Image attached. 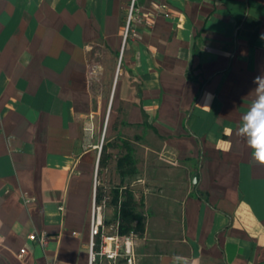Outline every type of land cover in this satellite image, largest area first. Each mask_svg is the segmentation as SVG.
Wrapping results in <instances>:
<instances>
[{
	"label": "crops",
	"instance_id": "obj_1",
	"mask_svg": "<svg viewBox=\"0 0 264 264\" xmlns=\"http://www.w3.org/2000/svg\"><path fill=\"white\" fill-rule=\"evenodd\" d=\"M128 1L0 0V264L89 263L111 112L160 146L154 186L178 211L177 237H144L138 264H264V166L238 133L264 0H136L123 40Z\"/></svg>",
	"mask_w": 264,
	"mask_h": 264
},
{
	"label": "rangeland",
	"instance_id": "obj_2",
	"mask_svg": "<svg viewBox=\"0 0 264 264\" xmlns=\"http://www.w3.org/2000/svg\"><path fill=\"white\" fill-rule=\"evenodd\" d=\"M130 6L131 0L128 1V6L126 8L123 40ZM134 8H136V1ZM132 22L133 21L129 24L126 38L128 37ZM119 126L120 119L118 117H115V120L114 118L112 119L111 112L107 127L105 125V127L103 126L100 130L98 146L99 148L104 147V154L108 157H106L107 160L102 167H99L98 161L96 162L94 196L97 191V193L102 196V199L95 205L101 208V217L104 227L103 232L106 234H112L115 232L117 226V220L114 217L116 204L112 201L114 195L117 192L118 200L121 202L124 200L126 194H132L134 200L137 202L136 212L141 214L144 223V232L142 235L137 234L138 238L136 240L138 258L139 261H141L143 260V256L141 254L142 248L140 247V242L144 237L150 239V241L151 239L154 240L155 238H160V235L169 239L177 237L180 227L174 223V219L177 217L178 211L171 208V200L168 199L167 201H164L166 195L160 193L162 188L154 186L155 184H160L156 174L160 168L164 167L163 164L157 162L155 158L156 152L160 151V146L153 138L134 141V136H141V134H143L142 130H133L130 128L122 129ZM110 138L112 139L110 143L107 144V141ZM125 154H128L131 160L123 162L118 167L117 160ZM123 174L126 176L120 178L119 175ZM144 194L148 195V203L151 205L153 203L157 207L158 204L162 202V208L164 209L161 210V207L155 209L153 207V209L150 208L147 210L143 204ZM158 197L161 199H158L157 201ZM161 219L162 223L158 224L156 220L161 221Z\"/></svg>",
	"mask_w": 264,
	"mask_h": 264
},
{
	"label": "built area",
	"instance_id": "obj_3",
	"mask_svg": "<svg viewBox=\"0 0 264 264\" xmlns=\"http://www.w3.org/2000/svg\"><path fill=\"white\" fill-rule=\"evenodd\" d=\"M135 1L136 0H131L124 40L127 36L130 22L136 20V8H134ZM164 9V6L160 7L159 12L163 11ZM160 14H162L166 18L168 17V14L165 12ZM95 204L96 203L94 196L91 209L90 239L88 243V264H138L139 258L136 245V240L138 238L137 234L130 232L124 236H120L117 231V226L114 233H104L101 208L99 206H96ZM28 239L32 242L37 243L43 249L48 244V237L44 233H31L28 235ZM24 254L25 250L21 249L18 257L21 258Z\"/></svg>",
	"mask_w": 264,
	"mask_h": 264
},
{
	"label": "clouds",
	"instance_id": "obj_4",
	"mask_svg": "<svg viewBox=\"0 0 264 264\" xmlns=\"http://www.w3.org/2000/svg\"><path fill=\"white\" fill-rule=\"evenodd\" d=\"M253 83L257 85L255 99L242 116L238 133L251 149L253 162L264 166V76H257ZM210 96L206 94V99Z\"/></svg>",
	"mask_w": 264,
	"mask_h": 264
},
{
	"label": "trees",
	"instance_id": "obj_5",
	"mask_svg": "<svg viewBox=\"0 0 264 264\" xmlns=\"http://www.w3.org/2000/svg\"><path fill=\"white\" fill-rule=\"evenodd\" d=\"M104 148H102L99 157V167L104 166L106 156L104 154ZM129 155L123 156L117 160V166L119 167L123 162L130 161ZM121 177H123L121 175ZM102 199V196L97 193L95 194V203L98 204ZM116 204V210L114 217L117 220V231L120 236H124L130 232L142 235L144 232V223L142 216L136 212L137 202L134 200L132 194H126L124 200L119 202L117 192L112 200Z\"/></svg>",
	"mask_w": 264,
	"mask_h": 264
},
{
	"label": "water",
	"instance_id": "obj_6",
	"mask_svg": "<svg viewBox=\"0 0 264 264\" xmlns=\"http://www.w3.org/2000/svg\"><path fill=\"white\" fill-rule=\"evenodd\" d=\"M194 182H195V178H194V180H193Z\"/></svg>",
	"mask_w": 264,
	"mask_h": 264
}]
</instances>
